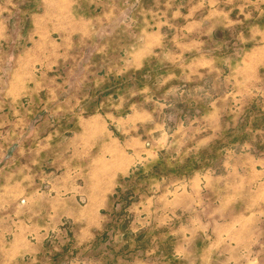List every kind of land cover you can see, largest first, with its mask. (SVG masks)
<instances>
[{"label":"rangeland","instance_id":"374dc122","mask_svg":"<svg viewBox=\"0 0 264 264\" xmlns=\"http://www.w3.org/2000/svg\"><path fill=\"white\" fill-rule=\"evenodd\" d=\"M0 264H264V0H0Z\"/></svg>","mask_w":264,"mask_h":264}]
</instances>
